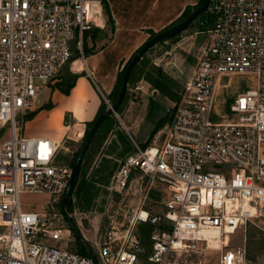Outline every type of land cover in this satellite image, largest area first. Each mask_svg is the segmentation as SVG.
I'll list each match as a JSON object with an SVG mask.
<instances>
[{
  "label": "built area",
  "instance_id": "built-area-1",
  "mask_svg": "<svg viewBox=\"0 0 264 264\" xmlns=\"http://www.w3.org/2000/svg\"><path fill=\"white\" fill-rule=\"evenodd\" d=\"M207 9L212 24L181 96L166 107L162 140H133L106 186L128 189L133 174L140 186L148 177L149 188L159 179L164 209L107 207L93 252L98 264H142L139 222L154 225L153 264L200 250L212 241L207 230H218L227 246L226 235L248 222L264 228V0H210ZM102 11L101 0H0V264H93L92 255L69 247L73 235L60 210L72 172L59 155L62 147L71 152L65 133L58 140L27 135L24 116L74 51L71 64L84 61L85 34L103 24ZM237 77L245 88L226 102L223 91ZM103 101L112 103L106 95ZM25 193L48 197L36 208ZM244 258L243 246L226 247L219 264Z\"/></svg>",
  "mask_w": 264,
  "mask_h": 264
},
{
  "label": "crops",
  "instance_id": "crops-1",
  "mask_svg": "<svg viewBox=\"0 0 264 264\" xmlns=\"http://www.w3.org/2000/svg\"><path fill=\"white\" fill-rule=\"evenodd\" d=\"M107 2L112 19H108L102 11L103 24L86 32L83 44L86 47L84 61L80 62L79 67L77 65V68H71V72L76 74L73 86L68 92H62L54 86L50 88L48 95L46 93L44 97H49L50 102L45 105L43 103L38 105L34 109L33 116L24 122L25 129L33 125L36 127L34 122L38 120H47L49 121L48 126L54 131L45 130L43 129L45 126H41V128H33L34 130L25 134L47 135L58 140L64 134L60 133L58 124L64 122V118L67 116L70 119L69 130L77 129L78 133L80 132L77 137H73L75 138L74 143L77 144V141L82 138L81 134H84L86 121L95 117L103 100V95L109 97V94L112 93L118 72L133 52L151 35L150 31L156 32L171 25L186 7L193 9L199 0H107ZM182 32L179 33L181 38L176 39L175 43L177 47H181L179 49L181 57L176 60L178 63L175 61V64H178L176 71L178 73L171 75L162 68L176 80V85L181 82L178 79L181 66L186 67L188 65L192 75L197 55L207 36L204 30H193L187 33V37H184L186 34ZM166 62L168 63L169 60ZM182 63L184 64L182 65ZM162 97L168 96L143 77L135 78L133 83L128 84L127 96L117 111L120 125L111 128L101 142L97 141L93 147H89L83 156L81 167H83V163L90 164L87 171L89 173L104 158H111L116 161L119 157V151L116 153L114 151L118 145L116 144L115 149L111 147L109 149L107 145L112 138H115L117 128L124 131L133 141L136 140L134 134L141 135V127L147 124L148 132L142 135V143L148 139L150 142L155 139L153 138L154 135H150L159 117L158 113L155 112L154 105L159 104L158 102L163 100ZM168 98L171 103L173 99ZM103 133L104 130L101 131V134ZM116 141L119 144V141ZM46 196L48 197V194ZM99 229L101 226L97 230H93L90 238L84 234L85 238L94 244L101 232Z\"/></svg>",
  "mask_w": 264,
  "mask_h": 264
},
{
  "label": "rangeland",
  "instance_id": "rangeland-1",
  "mask_svg": "<svg viewBox=\"0 0 264 264\" xmlns=\"http://www.w3.org/2000/svg\"><path fill=\"white\" fill-rule=\"evenodd\" d=\"M209 15H211L210 11L208 10ZM196 21H194L190 26L182 30L184 34H186L184 37H187V33L192 32L193 30H196L198 28L196 26ZM183 34V35H184ZM181 38L180 35L175 36L174 38H170L164 42H158L149 47V49L146 51L145 58L148 59V64H155L158 66H161V68H164L166 71H168L171 75H175L178 69L177 65L175 64L176 60H179V55L181 47L176 46V39L178 40ZM174 45V46H173ZM173 46V48H171ZM84 49L86 51V47L84 46ZM169 50V51H166ZM76 54L74 51L73 56ZM75 57L72 58L74 60ZM69 60L67 63L63 65V67L59 70V72L67 68L70 71L72 69L77 68V65L79 67L81 60L78 59L73 65L71 64V61ZM169 60L167 63L166 61ZM178 63V61H176ZM184 63H182L183 65ZM148 67V66H147ZM72 68V69H71ZM181 69V70H180ZM179 69V76L178 79H180L181 82H179L175 86V91L178 93V96H181L182 90H183V84L184 82L191 76V69L188 67V65L181 66ZM58 72V73H59ZM58 73L56 76H58ZM167 73V72H166ZM168 74V73H167ZM169 75V74H168ZM55 76V77H56ZM172 77V76H171ZM184 80V82H182ZM233 85L229 87V89L223 91L224 98H226V102L231 100L232 95L240 90H243L245 88V83H247L244 79H240V77H237L234 79ZM38 83H41L39 79H36ZM55 82V79H52L49 81L46 85H42L39 93V103H43L45 105L46 103L50 102L49 97H45V94L47 93L50 88H53V83ZM182 83V84H181ZM178 97V98H179ZM44 99V100H43ZM163 100L161 102H158L159 104L154 105L155 112L158 113V121L161 125L159 127V130L156 131L155 134H153V138L156 139L157 142H160L161 139L164 136L165 132V126L170 121V115L166 111L167 105L170 103V99L168 97H162ZM140 108V106H138ZM28 114H25L24 118ZM116 117V116H115ZM118 120V118L116 117ZM25 122V121H24ZM49 121L47 120H38L34 122L36 127L30 126L26 127L24 129V132H31L34 130L33 128H41V126H45L43 129L48 131H54L53 129H50L48 126ZM70 122V119L66 116L64 118V122H60L58 124V129L60 133H65L63 137V145H68L69 148H71V152H67L64 147L60 148L59 155L60 160L71 162L73 159V152L75 149L78 148V146L81 143L82 138H80L76 143H74V140L71 139V137H77L75 130H69V127L67 128L66 125ZM43 124V125H42ZM120 125V124H119ZM142 131L140 134H134V139L136 138L137 142H140L141 145H144L145 142L142 143L143 136L147 131V124H144V126L141 127ZM39 130V129H36ZM68 135V136H67ZM1 136V131H0ZM115 134V138H116ZM70 137V138H69ZM1 138V137H0ZM135 140V141H136ZM150 140H147V143H149ZM132 143V140H131ZM118 147L114 151L116 153L117 151L121 150L120 142L117 143ZM107 147L110 149L109 145ZM108 149V150H109ZM123 155H120L116 159V165L119 159L122 158ZM101 164V163H100ZM99 165V164H98ZM116 165L114 166L113 170L115 169ZM111 172V173H112ZM88 175V173H87ZM111 175V174H110ZM134 179L132 185L125 190L122 191H115V190H109L106 186L109 184V179L106 183H102L100 181H95L94 185L98 186L99 189L93 196L90 206L88 208H80L78 203L76 202L75 197L73 196V204L76 206V210L74 211V208L72 207L71 210H69V214L71 215L73 221L77 224L78 231L83 237L85 238L84 234H86L89 238L91 237V233H93V230H97L100 226L101 220L103 219L104 211L108 207V211L112 210L114 207H122V210H128V214L131 211V208H135L137 206H141L144 209H148L152 213L160 214L164 209L163 201L165 199V189L164 184L159 179L155 180V185L152 187H148L150 183V179L148 177H143L141 186L139 185L140 178L137 179V174H133ZM138 180V182L136 181ZM47 194L45 193H25L23 194V199L30 202L32 207H39L41 202L47 199ZM121 210V209H120ZM71 212V213H70ZM77 220L80 221V225H78ZM163 222V221H162ZM161 222L160 227L166 228L168 223L167 222ZM261 225H264V219H261L259 221ZM147 223L139 222L134 225L135 232L138 233V231L142 229H146ZM154 228L152 225L151 230ZM101 230V229H99ZM150 230V232H151ZM73 235V233H72ZM86 239V238H85ZM228 245L224 246L220 241L219 243H209L204 245L200 248L198 251L193 252H178L174 253L171 259V264H219V255L220 252L225 249L226 247H236V246H243L245 248V258L243 260L242 264H264V228L260 227L256 223L248 222L246 224L245 229L243 227L237 229L234 233H232L227 240ZM89 241L93 247V250H95V243L91 240L86 239ZM69 247L71 249L75 250V237L72 236L71 240L69 241ZM213 244V245H212ZM151 252V245L145 244L144 246H141V249L139 250V261L142 264H153L151 263L147 256Z\"/></svg>",
  "mask_w": 264,
  "mask_h": 264
},
{
  "label": "trees",
  "instance_id": "trees-1",
  "mask_svg": "<svg viewBox=\"0 0 264 264\" xmlns=\"http://www.w3.org/2000/svg\"><path fill=\"white\" fill-rule=\"evenodd\" d=\"M202 1L203 0H199V3H201ZM101 3H102V9H103L104 13L106 14V16L108 17V19H112L107 0H101ZM191 10L192 9H190V7H186L184 9V11L182 12V14L178 17V19L176 21H174L173 23L178 22L179 20L183 19L186 15H188L190 13ZM194 21H196L195 24L198 27V28H196V30H206L207 28H209L212 24V19H211V15H209V13H208V9L201 12L188 26H190ZM150 33L152 35L155 33V31L151 30ZM179 33L174 35L172 38L179 35ZM163 41L164 40L159 41V42H163ZM84 51H85V49H84ZM145 54H146V52L142 55V57L134 65V67H133V69L129 75V78H128V84L133 83V80H135V78L143 77L144 79L149 81L154 87H156L158 90H160L163 94L167 95L168 97H170L173 100L178 99V97H179L178 93L175 91L176 80L173 77H171L170 75H168L161 68V66H158L155 64H151L150 66L147 65L148 59H144ZM75 55L74 56L72 55L71 60L73 57H75ZM130 57L128 58V60L124 64V66L129 61ZM124 66L118 72V76L116 79L114 89H113L112 93L109 94V97L111 98L112 101L115 99L117 92L119 90L120 82H121V76L123 73ZM75 79H76V74L71 72L69 69L64 68L58 73V76L55 77V82L53 83V86L55 88H58L62 92H68L70 90V88L73 86ZM126 96H127V89H126V92L124 94L123 101L126 98ZM120 106H119L117 111H119ZM106 108H107V105L102 100L101 105L99 106V109H98L95 117L92 120L86 121V128H85V131H84L82 138L87 133L89 127L93 123V120L96 118V116L99 113H101L102 111H104ZM34 113H35V110L28 112L27 113L28 115L25 117V120L31 118ZM118 124H119V122L116 119L114 114H111L107 118H105L101 122L96 133L94 134L87 150L89 149V147L90 148L93 147V145L97 141L101 142L104 139V137L106 136V134L110 131V129L113 128L114 126L118 125ZM160 125H161L160 122H156V124H155L150 135H153L159 129ZM102 130H104L103 134H101ZM115 133L117 136H116V138L111 139V141L109 143V147L115 149V146L117 144L116 140H118L120 142V146H121V150L118 152V156H120V155H123L125 152H128L132 149V143H131L130 138L128 137V135L124 131L117 128ZM147 144L148 143L146 141L145 144L142 146H145ZM79 147H80V145L73 152L74 157L70 162L71 165H73V163H74V160H75V157L77 155ZM115 165H116V161L112 160L111 158H104L103 161L101 162V164L97 165L96 167H93L87 175V171L89 169L90 164L83 163V167H81V169L79 171V175L76 178V180L74 181L73 186H72V195L75 197L76 202L78 203L80 208H88L90 206V203H91L93 196L95 195V193L99 189L98 186L94 185V182L100 181L102 183H106L108 181V178H109V176L112 172V169L114 168ZM72 207H73V202L70 203V205L67 207V210L68 211L71 210ZM144 223H147L148 225H147L146 229H142L141 232H140V230L138 231L139 244L141 246L142 245L144 246L145 244L150 246L151 245L150 230H151V227L153 224L150 222H144ZM74 225H75L77 232L79 233L78 227H77L75 222H74ZM75 250H77L78 252L85 254V255H92L94 252L91 243L84 238H79V239L75 238Z\"/></svg>",
  "mask_w": 264,
  "mask_h": 264
},
{
  "label": "water",
  "instance_id": "water-1",
  "mask_svg": "<svg viewBox=\"0 0 264 264\" xmlns=\"http://www.w3.org/2000/svg\"><path fill=\"white\" fill-rule=\"evenodd\" d=\"M210 0H203L199 3L195 8H193L188 15H186L183 19L175 22L163 29L156 31L154 34L150 35L143 43L133 52L129 61L124 66L123 73L121 76L120 87L117 92L115 99L112 101L111 105L108 106L104 111L99 113L96 118L93 120V123L89 127L87 133L81 140L80 147L78 149L77 155L75 157L74 163L72 165V172L69 179V183L65 189V192L60 200V210L63 214L65 221L68 224V227L72 231L75 238H84L83 235L77 232L74 221L72 217L69 215L67 207L72 202V186L74 181L79 175V171L81 169V164L83 160V156L94 136L101 122L107 118L111 114H115L121 105L124 94L128 85L129 75L134 67V65L138 62V60L142 57V55L151 47L153 44L171 38L174 35L178 34L182 30L188 27V25L203 11H205L209 6ZM93 264H98L97 257L95 254H92Z\"/></svg>",
  "mask_w": 264,
  "mask_h": 264
},
{
  "label": "bare ground",
  "instance_id": "bare-ground-1",
  "mask_svg": "<svg viewBox=\"0 0 264 264\" xmlns=\"http://www.w3.org/2000/svg\"><path fill=\"white\" fill-rule=\"evenodd\" d=\"M57 140V139H56ZM205 234L212 240L211 243H219V231L218 230H207ZM230 235H226L225 241L228 242L227 238ZM213 245V244H212Z\"/></svg>",
  "mask_w": 264,
  "mask_h": 264
}]
</instances>
